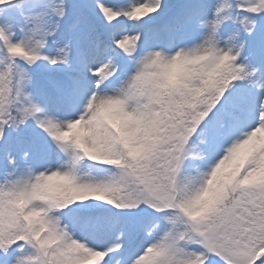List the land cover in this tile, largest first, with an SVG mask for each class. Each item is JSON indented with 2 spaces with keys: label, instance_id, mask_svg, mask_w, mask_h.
<instances>
[{
  "label": "snow or ice",
  "instance_id": "6c2138e0",
  "mask_svg": "<svg viewBox=\"0 0 264 264\" xmlns=\"http://www.w3.org/2000/svg\"><path fill=\"white\" fill-rule=\"evenodd\" d=\"M0 264H264V0H0Z\"/></svg>",
  "mask_w": 264,
  "mask_h": 264
}]
</instances>
